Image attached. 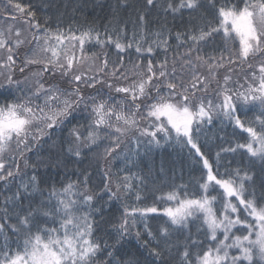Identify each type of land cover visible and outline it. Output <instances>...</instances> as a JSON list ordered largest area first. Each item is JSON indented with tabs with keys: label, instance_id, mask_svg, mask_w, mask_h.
<instances>
[{
	"label": "snow or ice",
	"instance_id": "6c2138e0",
	"mask_svg": "<svg viewBox=\"0 0 264 264\" xmlns=\"http://www.w3.org/2000/svg\"><path fill=\"white\" fill-rule=\"evenodd\" d=\"M156 7V0H135V3L116 0L109 13V24L116 25L113 34H109L108 24L105 25L104 33H100L98 26L93 23L78 29L79 35H76L71 28L68 33L60 28L55 31L42 29L38 22L33 23L35 13L20 3L8 0L5 11L11 8L18 14L26 13L30 18L26 21L29 30L42 34H34L31 40L21 39L23 33L16 29L13 39V27L8 28L7 34L0 31V50H7L6 60L0 56V68H15L14 57L25 46L30 55L26 54L21 60V75L30 66L40 68L39 72L23 81L16 80L9 72L4 76V82L0 83V96L5 100V103L0 104V181L6 182L19 172L17 168L16 172L9 170L3 174V169L10 168V165L3 162V153L13 142L16 151L23 155V151L29 150L33 141L38 142L41 137L51 138L57 129L63 131L73 120L76 124L69 130L71 140L67 152L75 158H80L84 151L99 147V143L105 139L112 145L104 149L105 155L114 156L121 147V138L131 142L129 134L139 132L140 136L135 137L137 145L141 142L140 137H147L149 145H159L158 137H162L168 143L179 144L182 150L187 149L192 170L199 171L200 176L194 182L195 192L190 194L187 186H175L176 190L169 192L166 197L156 198L158 202L169 204L168 207L159 208L154 205L143 209L133 208L131 213L125 209L124 221L116 228L121 239L129 234L130 215L139 213L144 217L150 213H162L167 219L157 233H153L149 226L145 225L150 239L142 245L148 250L143 260L136 257L121 261L116 259L120 239L115 244L101 245L95 238L99 225L92 218L98 212L93 207L95 200L102 199L103 195H109V199L119 198V191L111 192L109 185L105 184L102 193L89 194L86 187L88 177L85 176L84 181H70L61 189L53 185L45 194L46 190L40 188L39 184L47 181L43 178L38 180L37 176L33 175L28 184L21 186L23 191L18 190L11 197L5 198L6 205L9 202L15 204V201H23L27 198L25 193L31 188L32 193L41 197V201L23 216L17 214L15 224L7 223L13 216L7 207L4 209L3 216H0V220L4 221L0 223V264H94L96 257L105 253L106 258L101 264H169L170 259L178 260V264H244L245 261L247 264H257L254 257H259L264 264V206H258L259 200L264 199V191L257 197L254 191L248 193L245 189V183L252 180L246 168L253 166L258 159L264 170V60L258 65V76L256 66L249 63L250 58L264 57V0H235L234 3L225 0L219 7H216V0H211L210 5H205L203 0H180L178 4L175 0H167L164 8L166 13L175 14L183 10L197 12L198 9L205 8L212 17L211 21L200 25L193 24L191 34L178 32L175 37L179 42L178 47H184L189 42L191 45L207 43L209 39L220 36L223 32L222 39L225 43L224 51L228 52V64H248V69L252 71L251 77H245L246 87L239 85L230 88V75L224 76L223 85L217 81L216 99L219 103L212 100L205 103L203 96L197 103L194 97L201 90V86L203 91L207 92L215 79L213 74L216 68L223 67L225 56L222 54L219 59H205L198 55L193 60L192 52L198 51V48L194 49L191 45L185 53L179 54V59L183 61L180 64L181 70L187 68L193 72L190 84H185L183 80L177 82L176 56L173 57L171 72L168 71L167 59L159 65L150 59L146 67L134 64V69L143 70L127 86H115L111 82L124 67L122 57L118 66L113 65L110 74L107 56L102 64L97 65V70L93 71L91 76L81 71L89 60L99 59L98 56H90L86 52V44L93 40L100 45L114 43L115 48L119 50L118 56L133 44L137 53L152 54L153 44L156 47L163 45L164 51L167 52L169 41L164 38L163 30L154 34L147 31L150 10ZM124 10H129L126 19L121 15ZM200 20L204 21V17L201 16ZM213 23L215 27H212ZM129 24L132 27L131 42L122 44L121 39H128ZM152 35H155V41L151 39ZM102 36L106 39H102ZM236 38L239 39V49L231 52L227 44ZM145 44L148 45L146 48ZM204 65L208 66L207 76L200 75L197 71L198 66ZM49 73L53 74V79L58 73L69 85L75 87L68 92L57 85L46 86L43 76ZM97 76H100V79H97ZM118 78L125 82L128 80L127 74H120ZM30 80L35 83L29 84ZM22 83L24 88H21ZM81 84L98 91L101 98L82 95ZM105 84L110 91L114 89L116 95L121 96V100H116L110 94H107L108 99H103ZM13 88L19 89L21 95L13 97ZM256 101L260 105L259 115L255 119H241V114L245 113V104L251 103L254 106ZM81 104L84 106L82 111L87 115L80 119L86 120L87 123H80L77 118ZM214 113L217 117L222 114L224 119L221 123L227 121L235 129L247 133V136L242 137L244 143L231 146L232 142L229 141L228 147H221L215 160L212 159L210 149L208 152L204 151L205 129L214 123ZM142 123L147 126L141 127ZM101 133L104 135L101 136ZM220 139L223 141L224 137L221 136ZM237 153L241 155L242 163L247 158L245 168L233 169L231 162H223V155ZM241 172H244V175H241ZM127 180L125 177V181ZM81 183L85 185L84 191L79 190ZM120 187L130 191L132 186L125 183L118 186ZM249 196L252 198H248ZM233 199L238 203H234ZM241 206L243 211H239ZM29 207L31 208V204ZM21 211L25 210L21 208ZM41 221L45 226H41ZM198 222L201 228H206L202 234L210 238L206 250L204 242L193 238L191 232V226ZM49 223L55 226L47 227ZM8 229L16 236L15 240L6 234ZM234 229L247 234L233 235ZM184 230H188V236L185 238L184 251L180 252V246L171 244L170 237L173 231ZM220 232L223 239H219ZM140 235L141 233H136L138 239ZM153 241L155 246H150ZM13 244L15 248L12 247ZM213 244L215 247H212ZM173 248L176 250L175 257L172 256ZM193 249H196L195 259ZM232 249H237L239 254L231 255Z\"/></svg>",
	"mask_w": 264,
	"mask_h": 264
},
{
	"label": "trees",
	"instance_id": "16d2710c",
	"mask_svg": "<svg viewBox=\"0 0 264 264\" xmlns=\"http://www.w3.org/2000/svg\"><path fill=\"white\" fill-rule=\"evenodd\" d=\"M14 3H20L26 6L29 10L35 13V21L38 22L42 29L47 28L55 31L60 28L65 33H68L71 28L76 35H79L78 29L86 28L89 24H95L98 26L100 33H104L105 25H109V34H113L116 29V25L109 24V13L112 11V6L115 5L116 0H13ZM129 3H135V0H128ZM157 7L150 10V15L148 17L150 24L148 25L147 31L150 34H154L163 30L164 38L168 39V51H164V46L160 45L156 47L153 44L154 51L152 54L146 52L137 53L135 44L131 48L125 49L124 52H120L117 55L118 49L115 48V44H96L95 40L91 41L90 44H86V52L92 56L96 55L99 57L97 65L102 64L105 56L109 61L108 73L112 72L113 65H119L121 63V57L123 58L124 67L120 69V74H127L128 80H120L118 77L113 78L111 82L115 86H127L132 83L133 78L137 77V74L141 72L142 68H133V65H143L147 66L148 61L151 59L154 64L159 65L164 62L165 59L168 61V71H172L173 57H177V75L176 80L179 82L183 80L185 84H190L193 78V72L191 69L181 70L180 64L183 63L179 59L180 53H185L188 47L191 45L186 44L184 47H178V41L176 40V34L178 32L184 33L188 32L191 34V29L193 24L200 25L207 21H211L212 17L208 15L205 8L198 9L197 12H190L188 10H183L175 14L164 11L166 7L167 0H156ZM178 4L180 0H175ZM225 0H216V7L223 4ZM230 3H234L235 0H229ZM205 5H210L211 0H203ZM8 4V0H0V31L3 28L7 29L8 25L11 23L14 27L13 36H15L16 29L22 30V25L18 20L25 19L29 20L27 14H18L13 9L5 11V6ZM243 4H241V7ZM121 15L126 19L129 15V10H124ZM204 17V21L200 20V17ZM215 23L212 27H215ZM199 29H197V32ZM30 37H32L35 31H30L28 29ZM132 27L131 24L128 26V39H121L122 44H128L131 42ZM223 32L220 36H214L209 39L207 43L200 42L197 45H191L194 49L192 52V59L199 55L205 59L209 57H215L219 59L223 54L225 60L222 61L223 67H218L220 69L217 73V77L226 74L225 68H228V75L231 76V82L229 87H235L245 81L242 79L246 77V74H239V72H247L248 64H241L240 62L228 64L227 56L228 52L224 51L225 43L222 39ZM106 39V37H101ZM113 39L116 37L113 35ZM151 39L156 40L155 35H152ZM95 45V46H92ZM148 45L145 44V48ZM77 55H79V45L77 46ZM227 48L231 52L238 51V43L236 39L234 41H229ZM6 49L0 50V56H6ZM20 49L14 59H16V67L9 69L16 80L23 81L26 77H29L30 72H38V66H30L25 69L23 75H21L20 69L23 67L21 64V53ZM18 57V58H17ZM257 59L260 61L264 60V57L258 56ZM92 60H89L85 65V72L91 76L94 69L89 72L88 66ZM249 63L252 64V59H249ZM254 65V64H253ZM234 72L233 69L237 68ZM5 70V69H4ZM4 70L0 68V83L4 82ZM8 70V69H6ZM200 75H203L208 71V66H198L197 69ZM8 73V72H7ZM252 73L248 75L251 77ZM215 76V75H214ZM100 79V76H97ZM43 81L45 85H57L66 91H71L75 85H69L67 80L63 79L58 73L55 74V79H53V74L49 73L43 76ZM224 82V79L222 80ZM235 82V83H233ZM29 84H32L29 82ZM244 85V84H243ZM25 85L22 83L21 88ZM80 87L83 89L82 95L85 97L97 96L98 91L88 88L86 85L81 84ZM99 88V86H98ZM13 97L20 96L21 92L19 89L13 88ZM213 91V90H212ZM212 91L210 89L205 93L203 88L198 91L194 99H199L200 97H208ZM216 91V90H214ZM102 96L103 99H108L110 94L115 97L116 100H121V96H117L114 89L109 90L105 84L103 88ZM191 95V93H189ZM11 99V98H10ZM5 103L4 97L0 96V104ZM39 103V101H37ZM109 103H114V101H109ZM245 106H247L245 104ZM83 104L80 105L81 111L78 112L77 118L80 119L87 115L86 112L82 111ZM260 107L250 106L245 109V113L241 114V119H255L259 115ZM115 119V118H113ZM223 119L219 117H214V123L205 129V148L204 151L208 152L211 150L212 159H216V153L221 147H228L229 141L232 142L231 146H235L236 143H244L245 140L242 137L247 136V133H242L240 129H235L232 124L221 123ZM80 123H87L86 120L80 119ZM76 124L73 120L71 123L67 124L63 131L57 129L51 138L41 137L40 140L33 141L29 145V150H24L23 155L16 151V145L11 148L12 153L5 154L4 163L10 165V168L6 167L3 169V174H6L9 170L16 172L19 168V172L14 178H10L8 181H0V216H3L4 209L7 207L10 215L13 219L8 220V224H15L17 221L15 216L19 214L23 216L26 211H31L32 208L37 207L40 204L41 197L32 193L31 188L29 192L25 193L27 197L23 201H15V204L9 202L5 204V198L11 197L18 190L23 191L22 185L28 184L33 175L37 176V179H45L47 183H40L39 187L45 189L47 194L48 190H51L52 186L55 185L57 189L63 188L64 185L71 182H82L85 180V176L88 177L87 190L89 194L92 193H102L105 189V184H108L111 192L119 191V198L112 197L109 199V195H103L102 199L95 200L94 209L98 210L93 215V219L98 223L99 228L95 231L96 240L103 245L108 243L109 245L115 244L118 239L113 238L110 235V231L116 232V228L124 221L125 209L130 213L133 208L143 209L145 207L157 206L162 208L167 203H162L157 201V197L166 196L169 192L176 190L175 186H187L188 192L191 194L195 192L196 188L194 182L199 178L200 172L192 170V162L188 156L187 149H181V146L176 143H168L162 137L160 139L159 145L153 143L148 144L147 137H140V144L137 145L134 136L135 133H130L131 142L126 138H121V147L117 150L114 156H106L104 149L106 147H112L109 140L105 139L102 143H99V147H93L91 151H84L80 158H75L74 156L68 154L67 149L71 138L69 137V130ZM141 127H146L147 125L142 123ZM247 126V125H246ZM104 133H101L103 136ZM223 136L222 141L220 137ZM127 144L129 146H127ZM244 151V150H241ZM127 157V158H126ZM223 162H231V168L235 169L237 167L245 168L247 164V158L244 162H241V155L239 153L235 155L227 154L223 155ZM223 171V169H221ZM247 174L252 177L250 182L245 183V189L248 193L253 191L256 196L259 197L260 193L264 191V170L258 159L255 160L253 166L246 168ZM244 175V172H241ZM125 177L128 178L125 181ZM125 183L131 184V190L125 191L123 187L118 188ZM85 185L80 184V191H84ZM139 196V199L137 197ZM248 198H252L249 196ZM31 204V208L29 205ZM258 206H264V199H260ZM23 208L25 211H21ZM86 210V209H85ZM115 214L119 215V219H115ZM167 218L162 214H148L147 216L141 217L139 213L135 216H129L128 222L130 225L129 234L125 235L120 239V244L118 245L119 251L117 253V260H126L129 258L139 257L143 260L144 256L147 255V249L143 248L142 245L150 238L147 235L145 225H148L153 233H157L159 228L164 224ZM0 220V223H3ZM41 226H45L43 221H41ZM47 227H54L55 225L49 223ZM199 230V233H198ZM206 228H201L200 223H196L191 226V232L193 238L204 242V249L206 250L210 244V238L205 237L202 233ZM141 233L138 239L136 233ZM117 233V232H116ZM233 233H239L234 231ZM7 235H9L12 240L16 239V236L8 229ZM240 233L239 235H242ZM188 236V230L183 232L173 231L170 237V243L173 245L180 246V252L184 251V245L186 243V237ZM2 241V237H0ZM150 246H155V241ZM214 244L212 245V247ZM15 248V244L12 245ZM195 259L196 249L192 250ZM128 253V255H123V253ZM141 253L143 255H141ZM202 254V253H201ZM106 253L104 255H98L94 261V264H101V262L106 258ZM172 256H176V250L173 248ZM257 264H262L255 258ZM169 264H178V260H169ZM247 264V261L244 262Z\"/></svg>",
	"mask_w": 264,
	"mask_h": 264
},
{
	"label": "rangeland",
	"instance_id": "374dc122",
	"mask_svg": "<svg viewBox=\"0 0 264 264\" xmlns=\"http://www.w3.org/2000/svg\"><path fill=\"white\" fill-rule=\"evenodd\" d=\"M19 21V23L20 24H24V28L25 27H27V26H25L26 25V23H25V21H23V19H21L20 18V20H18ZM9 27H13L12 26V24L10 23L9 25H8V27H7V29H5V27L3 28V32H5V34H7V32H8V28ZM13 29H14V27H13ZM22 31V33H23V35L21 36V39H24V38H27V39H29V40H31V38L32 37H30V35H29V32H28V30L26 29V30H24V29H22L21 30ZM15 33V32H14ZM235 34V33H234ZM15 38V36H13V39ZM33 47H34V45H33ZM22 49V52L20 53L21 54V60L22 59H24V57H25V55L26 54H29L30 55V51H27V46H25V47H22L21 48ZM69 54H71V53H69ZM5 55V54H4ZM4 55H2L3 57H4ZM6 55H7V52H6ZM5 60H6V56H5ZM88 66V71L89 72H91L93 69L94 70H97V62L95 61V60H92V62L91 63H89V65H87ZM3 70H4V68H2ZM39 70H40V68H39ZM220 69H216L215 70V72H214V74L213 75H215V79H213L212 80V82H211V84H210V86L208 87V89H210L211 91H212V93L208 96V97H204V99L206 100V101H208V100H212V101H215L216 100V95H217V93H216V91H214V90H216L217 89V81H219V83L221 84V85H223V83L224 82H222V80L224 79V76L225 75H228V68H225L224 70L226 71V74H224V75H221L220 74V77H217V73H218V71H219ZM235 70H237L236 68L234 69V70H232L233 72L235 71ZM81 71H84L85 72V68H84V66H83V68L81 69ZM10 72L9 71V69L8 70H4V76H6L8 73ZM39 72V71H38ZM252 71H247V72H239V74H246L247 75V77H248V75L251 73ZM34 74V72L32 71V72H30L28 75H29V77H32V75ZM204 76H207L208 75V71H206L204 74H203ZM259 75V73H258V70H257V76ZM243 79V78H242ZM243 80H245V79H243ZM30 83H35V81L34 80H30L29 81ZM233 83H235V82H233ZM243 84V83H242ZM241 84V85H242ZM202 87V86H201ZM69 92H71V91H69ZM256 102H258V101H256ZM214 116H216L215 115V113H214ZM134 136H140V133L139 132H137V134L135 133V135ZM127 146H129L128 144H127ZM11 148H13L12 147V144L9 146V148H8V153L11 151ZM4 154H7V151H5V153H3V155ZM233 202L234 203H238V201L237 200H235V199H233ZM239 211H243V206H241L240 207V209H239ZM247 214V213H246ZM233 234V233H232ZM247 234V233H246ZM235 235V234H234ZM218 236L220 237L219 239H223L224 237H223V234H222V232H220L219 234H218ZM254 238V237H253ZM219 241H217V243H218ZM231 241H229V243H230ZM213 247H215V245L213 246ZM230 254L231 255H238L239 253H238V250L237 249H232V250H230ZM258 260H259V257L257 258ZM260 261V260H259Z\"/></svg>",
	"mask_w": 264,
	"mask_h": 264
},
{
	"label": "bare ground",
	"instance_id": "6f19581e",
	"mask_svg": "<svg viewBox=\"0 0 264 264\" xmlns=\"http://www.w3.org/2000/svg\"><path fill=\"white\" fill-rule=\"evenodd\" d=\"M115 219H116V220L119 219V215H118V214H115ZM110 235H111L113 238H115V239H119V238H120L119 235H118V233L113 232V231H110Z\"/></svg>",
	"mask_w": 264,
	"mask_h": 264
}]
</instances>
